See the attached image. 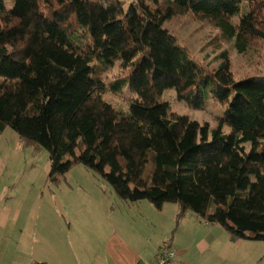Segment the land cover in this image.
Returning a JSON list of instances; mask_svg holds the SVG:
<instances>
[{"label":"trees","instance_id":"1","mask_svg":"<svg viewBox=\"0 0 264 264\" xmlns=\"http://www.w3.org/2000/svg\"><path fill=\"white\" fill-rule=\"evenodd\" d=\"M4 3L0 133L10 127L45 149L51 177L81 165L122 203L177 205L170 237L192 215L232 242L264 241V70L234 76L226 52L213 67L165 26L190 16L244 53L264 42V0ZM96 62H118L127 77L105 84L93 77ZM126 82L136 96L128 114L102 100ZM168 89L194 109L210 97L223 115L210 128L171 113L160 99Z\"/></svg>","mask_w":264,"mask_h":264},{"label":"rangeland","instance_id":"2","mask_svg":"<svg viewBox=\"0 0 264 264\" xmlns=\"http://www.w3.org/2000/svg\"><path fill=\"white\" fill-rule=\"evenodd\" d=\"M124 1L126 9L129 0ZM4 5L10 9L12 0H5ZM165 26L188 44L194 56L211 62L213 67L219 64L220 54L226 52L234 76L240 77L250 71L264 70V42L254 43L244 53H239L233 42H225L221 38L218 30L206 22H197L190 16H174L166 21ZM96 65L97 73L93 77L105 84L127 77L120 73L118 62L108 67L97 62ZM262 75L260 79L264 81V73ZM135 98L127 82L121 85V90L116 94L107 92L102 95L105 103L125 114H128L131 101ZM160 99L167 103L171 113L186 115L201 124L207 123L210 128L216 126L217 119L224 111V108L210 97L205 99L202 109L189 107L172 89L164 91ZM224 131L228 132L229 129L225 127ZM0 196L2 200L15 197V201L8 200L7 206L13 202L17 213L28 207L32 219L36 217L38 211L42 212L48 206L59 207L61 203L83 205L84 211L98 203L97 198H101L107 207H113V211L118 210L123 204L105 181L81 165L74 166L63 177H51L47 151L23 142L10 127L0 133ZM127 206H133L130 213L126 211L127 214L124 215L129 227L138 230V234L129 233L130 240L136 242L139 250L145 254L159 246L156 252L158 255L170 237L166 231L170 232L175 227L177 206L165 204L161 213L150 208L146 201ZM139 230L143 232L139 233ZM163 231L165 235L162 234ZM233 244L230 242L226 249L222 246L226 264H264V241L252 243L242 241L239 243L242 245ZM248 244L253 245L247 247ZM255 253L256 256L252 257L251 255ZM208 257L210 256L207 252L203 257L195 255L194 260L200 262Z\"/></svg>","mask_w":264,"mask_h":264},{"label":"crops","instance_id":"3","mask_svg":"<svg viewBox=\"0 0 264 264\" xmlns=\"http://www.w3.org/2000/svg\"><path fill=\"white\" fill-rule=\"evenodd\" d=\"M97 199L98 203L87 211L83 205L61 203L38 211L32 219L28 207L17 213L13 202L7 206L8 200L15 201V197L2 200L0 196V264H141L154 259L159 246L145 254L129 238V233L138 234L124 216L133 207L127 205L134 204L123 203L113 211ZM149 207L156 210L151 203ZM223 229L208 227L192 215L184 217L172 237V230L166 231L171 247L178 251L176 264H226L222 246L226 249L232 241ZM242 241L253 242L238 240L232 244L242 245ZM207 252L210 257L194 260L195 255L203 257Z\"/></svg>","mask_w":264,"mask_h":264},{"label":"built area","instance_id":"4","mask_svg":"<svg viewBox=\"0 0 264 264\" xmlns=\"http://www.w3.org/2000/svg\"><path fill=\"white\" fill-rule=\"evenodd\" d=\"M178 251L173 249L169 242H165L162 251L151 261L144 264H176Z\"/></svg>","mask_w":264,"mask_h":264},{"label":"clouds","instance_id":"5","mask_svg":"<svg viewBox=\"0 0 264 264\" xmlns=\"http://www.w3.org/2000/svg\"><path fill=\"white\" fill-rule=\"evenodd\" d=\"M166 242H169V244H170V241L169 240H166ZM178 258V257H177ZM153 260V259H152ZM177 260V259H176Z\"/></svg>","mask_w":264,"mask_h":264}]
</instances>
